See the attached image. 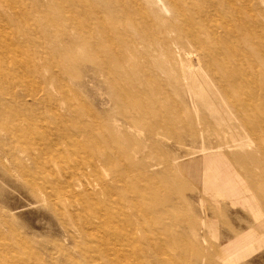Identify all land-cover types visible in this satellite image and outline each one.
Returning <instances> with one entry per match:
<instances>
[{
    "label": "rangeland",
    "instance_id": "1",
    "mask_svg": "<svg viewBox=\"0 0 264 264\" xmlns=\"http://www.w3.org/2000/svg\"><path fill=\"white\" fill-rule=\"evenodd\" d=\"M0 264H264V0H0Z\"/></svg>",
    "mask_w": 264,
    "mask_h": 264
},
{
    "label": "bare ground",
    "instance_id": "2",
    "mask_svg": "<svg viewBox=\"0 0 264 264\" xmlns=\"http://www.w3.org/2000/svg\"><path fill=\"white\" fill-rule=\"evenodd\" d=\"M114 235V234H113ZM114 247V246H113Z\"/></svg>",
    "mask_w": 264,
    "mask_h": 264
}]
</instances>
